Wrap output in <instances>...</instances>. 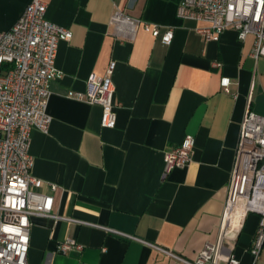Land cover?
Returning <instances> with one entry per match:
<instances>
[{
	"label": "crops",
	"instance_id": "obj_1",
	"mask_svg": "<svg viewBox=\"0 0 264 264\" xmlns=\"http://www.w3.org/2000/svg\"><path fill=\"white\" fill-rule=\"evenodd\" d=\"M31 1L0 0V31ZM42 1L47 19L73 34L58 46L51 124L32 130L30 146L32 175L43 182L34 189L53 195L54 213L64 219L31 217L29 264L194 262L220 240L246 112L264 115V58L253 54L255 37L240 41L227 29L207 41L197 31L205 23L178 16L181 0ZM118 9L141 20L133 39L116 34ZM145 24L173 29L172 43ZM112 62L117 123L105 128L102 106L76 94H86L90 76H104ZM187 135L195 139L193 160L166 174V152ZM259 222L245 209L229 214L224 253L253 264ZM70 238L83 250L59 252ZM255 264H264V244Z\"/></svg>",
	"mask_w": 264,
	"mask_h": 264
},
{
	"label": "built area",
	"instance_id": "obj_2",
	"mask_svg": "<svg viewBox=\"0 0 264 264\" xmlns=\"http://www.w3.org/2000/svg\"><path fill=\"white\" fill-rule=\"evenodd\" d=\"M46 12L44 1L32 0L11 28L0 31V264H29L32 216H48L56 222L64 219L54 213V196L34 189L43 182L32 175L34 157L30 153L32 130L47 132L52 121L48 113L49 85L58 76L55 62L59 43L73 36L70 29L49 21ZM178 16L205 23L197 31L207 41H218L227 29L235 30L240 41L253 35V54L264 58V0H181ZM111 21L118 36L131 39L141 24L140 19L120 9ZM144 27L155 37L161 36L164 44L172 43L173 29L161 33L158 26ZM115 66L112 62L104 76H90L89 91L76 94L79 99L102 106L105 128H114L117 123L112 79ZM194 149L192 135L170 148L165 154V173L188 166ZM51 188L56 190L57 186ZM244 200L249 204L246 213L260 215L250 248L255 264L264 244V115L252 110L246 112L241 124L220 240L208 242L197 259L188 264H240L233 254L224 253V248L230 244L227 214L234 204ZM105 229L122 238H135ZM83 248L73 238L58 246L63 254Z\"/></svg>",
	"mask_w": 264,
	"mask_h": 264
},
{
	"label": "bare ground",
	"instance_id": "obj_3",
	"mask_svg": "<svg viewBox=\"0 0 264 264\" xmlns=\"http://www.w3.org/2000/svg\"><path fill=\"white\" fill-rule=\"evenodd\" d=\"M249 206V204H247L246 202H245V200L243 201V202H239V203H237V204H234L233 206H232V208L230 209V211L228 212V214H227V216L229 215V214H231L232 212H234V211H236V210H238V209H247L246 207H248Z\"/></svg>",
	"mask_w": 264,
	"mask_h": 264
}]
</instances>
